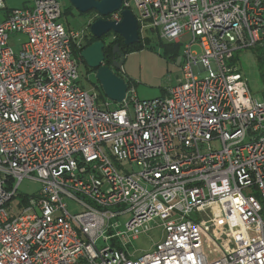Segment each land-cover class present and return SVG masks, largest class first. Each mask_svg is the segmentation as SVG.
Returning a JSON list of instances; mask_svg holds the SVG:
<instances>
[{
    "label": "built area",
    "instance_id": "1",
    "mask_svg": "<svg viewBox=\"0 0 264 264\" xmlns=\"http://www.w3.org/2000/svg\"><path fill=\"white\" fill-rule=\"evenodd\" d=\"M123 9L141 37L186 40L176 85H129L115 108L80 85L86 33L58 0L0 23V264H264V99L233 61L264 56V0H123L109 19ZM25 179L41 187L23 204ZM156 219L164 236L132 256Z\"/></svg>",
    "mask_w": 264,
    "mask_h": 264
},
{
    "label": "rangeland",
    "instance_id": "2",
    "mask_svg": "<svg viewBox=\"0 0 264 264\" xmlns=\"http://www.w3.org/2000/svg\"><path fill=\"white\" fill-rule=\"evenodd\" d=\"M63 8V11L68 12V14L63 16L62 21L66 27H69L70 23L73 27H77L80 31L85 33H90L89 24L100 17L97 11L93 10L88 13H80L70 0H58ZM133 10H136L133 5ZM69 17V20H68ZM72 21V22H71ZM77 21L79 24L74 25ZM150 38L152 39L151 44L144 46L140 49L129 52L125 56L122 70L119 71L127 81H131L136 84L137 93L140 92L139 97L142 93H145L147 97L150 98L163 95L165 91L177 84L178 79L181 76L182 65L184 61V44L186 38L183 39L180 51L178 55L170 56L166 54L165 48L160 43L158 36H154L149 32ZM164 43H169L163 40ZM11 45L18 50L19 41H12ZM194 47H197L196 45ZM235 56L238 58L237 68L243 74V76L248 80L249 86L251 87L253 94L256 97L263 98L264 95V83L260 76V65L258 62L259 52L255 49H242L235 51ZM228 62H230L228 60ZM80 85H82L87 90H97L102 93L100 82L96 78V71L90 70L85 64L80 67ZM102 98L110 100L111 107H117V103L109 99L103 92ZM129 169H138V166L128 165ZM41 187L40 183L25 179L19 188V192L22 194H33ZM21 198V197H19ZM18 198V199H19ZM16 200H14V203ZM127 215L120 218V226L118 230L126 232L127 227ZM162 220L156 219L150 221L148 225L152 226L147 232H140L137 237H132L128 243H126V249L136 257L142 253L152 250L155 244L162 239L164 236L163 227L160 225ZM100 246L104 243L100 242ZM209 260H212L215 256L214 253L217 251L214 243H208L205 247Z\"/></svg>",
    "mask_w": 264,
    "mask_h": 264
},
{
    "label": "water",
    "instance_id": "3",
    "mask_svg": "<svg viewBox=\"0 0 264 264\" xmlns=\"http://www.w3.org/2000/svg\"><path fill=\"white\" fill-rule=\"evenodd\" d=\"M70 2L82 14L95 10L100 15L89 24L90 33L97 40L85 47L81 56L86 65L96 71V78L104 94L112 101L121 103L129 87L126 78L119 74L124 60L114 57L112 63H107L109 56L105 53V48L111 43V38H108L111 33L120 35L126 46L139 43L141 34L137 16L131 9H123L120 21L108 18L122 8L123 0H70ZM116 52L122 54L118 44L114 47V53Z\"/></svg>",
    "mask_w": 264,
    "mask_h": 264
},
{
    "label": "trees",
    "instance_id": "4",
    "mask_svg": "<svg viewBox=\"0 0 264 264\" xmlns=\"http://www.w3.org/2000/svg\"><path fill=\"white\" fill-rule=\"evenodd\" d=\"M65 13H68L67 10H66ZM108 18H110V16H108ZM152 34L154 36H157L155 33H152ZM111 35L118 36V39L116 41H111V43L105 48V53L108 54L109 58H111V56H112L113 49H114V45H115L116 42H121V46H122V48L124 50L125 56L129 52L134 51L136 49H140V48H142L144 46H147V45L151 44V42H152V39L150 38V35H147L145 37H141V40H140L139 43L134 44V45H131V46H126L123 43V38L120 35L111 33V34H109V36H110L109 38H111ZM158 39L160 40V43L165 48L166 54H169L170 56H172V55L173 56L178 55V53L180 51V46H181L180 43H175V42L164 43L163 40L160 39L159 37H158ZM96 40L97 39L94 36H92L91 33H87L86 39H84V42L82 44L83 47L80 50H78V54H81L82 50L85 47H87L88 45H90L91 43H93ZM255 50L259 52L258 62H259V65H260V76H261L262 81L264 83V56H263V50H262L261 47H256ZM237 59L238 58L235 56L234 59H233V61H236ZM124 60H125V58H124ZM106 61H107V63H110L111 62L110 60L108 61V59ZM83 63L86 65L84 59H83ZM90 70H92V69H90ZM127 82H128L129 85L134 84L131 81H127ZM134 85H136V84H134ZM101 96H103V92L101 93ZM263 99H264V95H263ZM19 196L21 197L20 198L21 199V202L23 204H26L27 199H28V196L26 194H22V193H20Z\"/></svg>",
    "mask_w": 264,
    "mask_h": 264
},
{
    "label": "crops",
    "instance_id": "5",
    "mask_svg": "<svg viewBox=\"0 0 264 264\" xmlns=\"http://www.w3.org/2000/svg\"><path fill=\"white\" fill-rule=\"evenodd\" d=\"M33 3H34V0H0V23L7 19L11 10L26 7V6H32ZM67 14L68 13L64 12L65 16ZM68 20H69V17H68ZM76 24H79V22L75 21L74 25H76ZM68 25L70 28L78 29L75 26L73 27L70 23H68ZM24 39H25V37L22 34H12L10 37V44L12 41L17 42V40H18L19 41V48H20V45H21L22 41H24ZM138 93L140 95V92H138ZM141 97H147V96L145 95V93H142Z\"/></svg>",
    "mask_w": 264,
    "mask_h": 264
},
{
    "label": "flooded vegetation",
    "instance_id": "6",
    "mask_svg": "<svg viewBox=\"0 0 264 264\" xmlns=\"http://www.w3.org/2000/svg\"><path fill=\"white\" fill-rule=\"evenodd\" d=\"M86 36H87V33H86ZM86 36L84 37V39H86ZM109 37H110V36H108V38H109ZM108 38H107V39H108ZM109 39H110V38H109ZM117 39H118V36H116V35H111V41H116ZM123 43H124V40H123ZM116 44L119 45V48H120L122 54L120 55L119 52L114 53V49H113V53H112L111 58L108 57V61H109V60L111 61L110 63L113 62V58H114V57H116V59L123 58V60H124V58H125V54H124V50H123V48H122V46H121V42H116L115 45H116ZM115 45H114V47H115Z\"/></svg>",
    "mask_w": 264,
    "mask_h": 264
}]
</instances>
